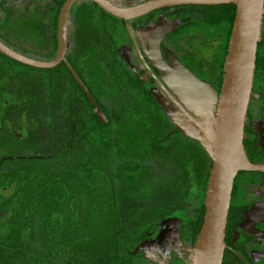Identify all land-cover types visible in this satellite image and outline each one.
Segmentation results:
<instances>
[{
  "label": "trees",
  "instance_id": "trees-1",
  "mask_svg": "<svg viewBox=\"0 0 264 264\" xmlns=\"http://www.w3.org/2000/svg\"><path fill=\"white\" fill-rule=\"evenodd\" d=\"M88 1L103 42L87 43L83 36L72 48L69 17L66 61L39 68L0 52V131H14L17 142L34 147L0 152V186H8L7 194L0 193V220L8 221L0 231V264H134L141 242L169 216L194 214L190 253L196 242L211 158L170 118L161 98H169L165 82L156 94L119 48L128 35L124 20ZM17 2L0 0V39L32 57L53 58L64 0H27L24 11L14 7ZM202 14L203 25L225 31L218 79L206 82L218 95L235 5L212 4ZM43 28L49 39L40 54L31 47L43 42ZM257 53L258 43L255 68Z\"/></svg>",
  "mask_w": 264,
  "mask_h": 264
},
{
  "label": "flooded vegetation",
  "instance_id": "flooded-vegetation-1",
  "mask_svg": "<svg viewBox=\"0 0 264 264\" xmlns=\"http://www.w3.org/2000/svg\"><path fill=\"white\" fill-rule=\"evenodd\" d=\"M143 1L146 0H117V3L111 0L118 6ZM176 5L178 7L162 6L127 20L122 18L128 35H123L119 48L129 57L140 79L147 81L148 87L157 92L162 91L160 84L163 79L151 54L158 56V59L161 57L163 63L167 64L171 63L172 57L178 59L194 75L211 85L218 79L224 26L219 30L215 24H211V27L202 24L206 17L202 11L211 8L212 4L188 3L194 7L186 8L184 4ZM119 18L116 20L122 24ZM153 32L159 33L153 35ZM75 34L73 32L71 36ZM257 43V64L244 121L243 145L250 161L264 162V8ZM67 44H70V40H67ZM74 46L72 44V48ZM150 48L154 50L149 52ZM1 192L7 194L8 186L1 185ZM179 218L169 216L154 227L136 249L134 264H188L191 257L189 245L194 239L191 221L194 214ZM171 243L177 244L179 249L176 250ZM224 243L221 264H264V171L237 172Z\"/></svg>",
  "mask_w": 264,
  "mask_h": 264
},
{
  "label": "water",
  "instance_id": "water-1",
  "mask_svg": "<svg viewBox=\"0 0 264 264\" xmlns=\"http://www.w3.org/2000/svg\"><path fill=\"white\" fill-rule=\"evenodd\" d=\"M75 1L64 0L61 5L57 20V48L53 58L32 57L12 48L1 39L0 52L16 61L39 68H50L62 60L66 61L67 16ZM92 1L108 13L125 20L167 5L229 2L235 5L218 95L210 84L195 76L200 86L191 88L190 84L185 85L179 78L177 83L174 82V93L179 99L183 97L181 101H176L169 92V98L161 97L169 110L170 118L182 132L197 139L211 158L202 221L188 264H221L234 178L240 170L264 171V162L250 161L243 145L244 121L253 82L264 0H146L128 6H118L111 0ZM67 65L93 104L97 116L105 121L106 115L100 105L72 65ZM155 93L157 94L156 91ZM173 104L178 108H174ZM187 107L196 113L195 118L189 116Z\"/></svg>",
  "mask_w": 264,
  "mask_h": 264
},
{
  "label": "rangeland",
  "instance_id": "rangeland-1",
  "mask_svg": "<svg viewBox=\"0 0 264 264\" xmlns=\"http://www.w3.org/2000/svg\"><path fill=\"white\" fill-rule=\"evenodd\" d=\"M25 1L27 0H21V2H17L15 3L14 7L15 8H20V10H25L26 6L25 5ZM38 1H42V0H38ZM45 14L43 17V21L45 22V24L47 23V13L44 12ZM93 16H92V14ZM69 17H72L71 22L74 23L73 26L70 27V29L68 28V34L71 37V42L72 44H74V42L76 41V38L78 37H83L85 36L86 42L89 43L90 40L91 42H97L100 43L101 41L103 42L102 39H104L102 37L98 38V34H100L99 32H101V22L99 20V18L96 15L95 10L93 9L92 3L88 0H76L75 2H73V4L70 6L69 12H68V16L67 19ZM70 20V19H68ZM93 20H94V24H93ZM98 20V22H97ZM104 24V23H103ZM119 24V23H118ZM105 26H111L110 28L108 27V30L110 32H119L120 31V27H116V24L114 25H109L108 23L104 24ZM46 28V27H45ZM45 28H43V34H42V38H43V42H41L40 44L34 45L33 47H31V50L35 51L36 53H43L45 51H47L46 46L48 45V39L49 37L47 36V33L45 32ZM73 32H75L76 36H71L73 35ZM151 32V31H150ZM159 32H153L152 34H156ZM153 35H151V39L153 38ZM156 43V41H155ZM78 45V44H77ZM22 47H27L28 49H30V45L23 43ZM13 48V47H12ZM154 50V48H150L149 52H152ZM23 53V52H22ZM151 58L153 59V63L155 64V66L160 70V76L161 78L166 82L167 87H166V93H170V96L173 97L176 101H181L183 99V97H181L180 99L178 97H176L175 95V91H176V86L174 85L176 82V80L178 81V78L185 83V85H191V88H193V86H200L199 81L197 80V78L195 77L194 73L187 68L183 63H179L178 59L175 58H171V63L167 64V63H163L161 57L155 56V54H151ZM151 59V60H152ZM177 83V82H176ZM188 108V107H187ZM189 109V108H188ZM189 114L190 117L195 118L196 117V113H193L190 109L187 112ZM40 131V130H39ZM17 133L14 131H9L8 129H1L0 131V152H15L18 150H26L27 148H32L33 146H24V144L22 145V143L17 142ZM34 148V147H33ZM179 218V217H178ZM181 219V218H179ZM8 226V221L5 218H2L0 220V231H4L6 229V227ZM171 245H173V247L177 250L178 245L177 244H173L171 243Z\"/></svg>",
  "mask_w": 264,
  "mask_h": 264
}]
</instances>
